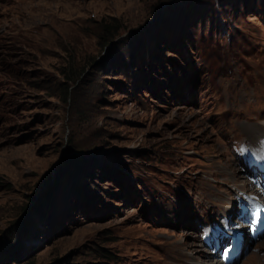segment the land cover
Wrapping results in <instances>:
<instances>
[{
    "label": "rangeland",
    "instance_id": "1",
    "mask_svg": "<svg viewBox=\"0 0 264 264\" xmlns=\"http://www.w3.org/2000/svg\"><path fill=\"white\" fill-rule=\"evenodd\" d=\"M263 133L264 0H0V264H225Z\"/></svg>",
    "mask_w": 264,
    "mask_h": 264
},
{
    "label": "bare ground",
    "instance_id": "2",
    "mask_svg": "<svg viewBox=\"0 0 264 264\" xmlns=\"http://www.w3.org/2000/svg\"><path fill=\"white\" fill-rule=\"evenodd\" d=\"M254 127H252V128H248V131L250 132V129L252 130ZM244 129V128H243ZM246 130V129H245ZM243 131V130H242ZM264 134V133H263ZM228 171H226V173H227ZM230 175H233V178H234V181H236V182H238V181H240V177L242 176H237L235 173H236V171L235 170H233V169H231L230 170V172H228ZM230 175H229V177H230ZM232 178V179H233ZM231 179V180H232ZM250 186V183L247 185V186H245V188H248Z\"/></svg>",
    "mask_w": 264,
    "mask_h": 264
},
{
    "label": "snow or ice",
    "instance_id": "3",
    "mask_svg": "<svg viewBox=\"0 0 264 264\" xmlns=\"http://www.w3.org/2000/svg\"><path fill=\"white\" fill-rule=\"evenodd\" d=\"M260 212H261V209L259 206H257L255 208V211L253 213V215L255 216V218L258 220L260 218ZM225 255L227 256V252L225 253Z\"/></svg>",
    "mask_w": 264,
    "mask_h": 264
}]
</instances>
